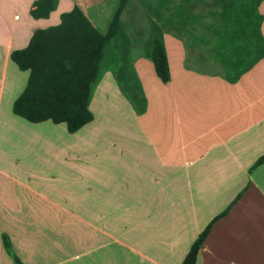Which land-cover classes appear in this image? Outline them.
I'll return each mask as SVG.
<instances>
[{
  "label": "crops",
  "instance_id": "1",
  "mask_svg": "<svg viewBox=\"0 0 264 264\" xmlns=\"http://www.w3.org/2000/svg\"><path fill=\"white\" fill-rule=\"evenodd\" d=\"M34 1L0 0V264H181L208 224L193 264H264V56L230 81L185 69L184 43L162 32V83L141 52L147 13L126 0L89 87L92 118L68 133L12 114L26 78L4 97L8 71L22 75L9 53L73 7L104 35L118 0H58L36 20ZM256 12L264 39V0Z\"/></svg>",
  "mask_w": 264,
  "mask_h": 264
},
{
  "label": "trees",
  "instance_id": "2",
  "mask_svg": "<svg viewBox=\"0 0 264 264\" xmlns=\"http://www.w3.org/2000/svg\"><path fill=\"white\" fill-rule=\"evenodd\" d=\"M260 1L136 0L147 13L148 38L143 41L141 52L151 61L158 79L167 82L162 32L170 33L184 43L185 69L218 73L234 81L264 56V39L257 40L260 17L256 7ZM57 2L35 0L29 10L30 17L46 19ZM125 5L126 0H118L104 35L99 34L80 10L73 7L59 15L57 25L34 30L24 48L11 51L9 60L19 71L27 72L25 86L12 103V114L30 123H63L68 133H74L88 123L92 118L87 109L89 87L96 77L104 46L119 31V18ZM200 22L211 28L204 29L202 36L198 37L194 35V26ZM252 26H255V44L248 54L253 56L241 68L238 64L246 57L241 38L252 31ZM195 44H200L198 52L193 49ZM209 54H213L212 59L219 63L220 70L210 66ZM222 70L225 72L220 73ZM209 226L191 244L181 264L194 263L198 246ZM3 246L8 248L5 239ZM13 261L21 264L15 257Z\"/></svg>",
  "mask_w": 264,
  "mask_h": 264
},
{
  "label": "rangeland",
  "instance_id": "3",
  "mask_svg": "<svg viewBox=\"0 0 264 264\" xmlns=\"http://www.w3.org/2000/svg\"><path fill=\"white\" fill-rule=\"evenodd\" d=\"M212 25H214V23L213 22H210ZM211 27L210 26H206V23L205 24H203V22H200V24L198 23V24H196L195 26H194V35H197L198 37L199 36H202V32H204L205 30L204 29H210ZM128 31L130 32V34H132L131 36L133 37V39H134V43H135V45L137 46L140 42H141V40L139 39L140 38V36H139V34H138V30L133 26V25H130L129 27H128ZM134 31V32H133ZM255 31V26H252V31L251 32H249V33H247V35L245 36V37H252V35L255 33L254 32ZM207 35H209V34H207ZM211 39V37L208 39V42H209V40ZM208 46H210V43L208 44ZM251 50V49H250ZM252 51V50H251ZM244 54H245V56L247 57V55H248V50H244ZM250 57H251V55H249ZM209 60L208 61H210V66L213 68V69H215V70H220V66H219V63H217V62H215L212 58H213V54L212 55H210L209 54ZM213 60V61H212ZM241 62V61H240ZM239 62V64H238V66H243V63H240ZM209 66V65H208ZM16 73L17 72H19V73H17V74H22V75H18L17 76V78H16V75L15 76H13V77H11V73H10V70L8 71V73H7V75H6V83H5V87H4V97L6 96H9V88L14 84V83H21V80H22V78H26L27 79V72H20V71H15ZM220 73H224L225 71L224 70H222V71H219ZM26 83V82H25ZM8 87V88H7ZM6 88H7V90H6Z\"/></svg>",
  "mask_w": 264,
  "mask_h": 264
}]
</instances>
